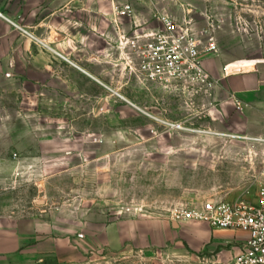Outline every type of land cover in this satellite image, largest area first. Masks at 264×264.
<instances>
[{
  "label": "rangeland",
  "instance_id": "obj_1",
  "mask_svg": "<svg viewBox=\"0 0 264 264\" xmlns=\"http://www.w3.org/2000/svg\"><path fill=\"white\" fill-rule=\"evenodd\" d=\"M128 1L137 24L150 23L152 6ZM160 6L177 18L190 10L195 30H210L219 73L210 75L218 81L211 98L154 86L136 90L131 78L141 112L90 86L84 89L97 96L67 104L21 96L12 102L4 87L0 222H18L24 233L29 222L44 223L36 228L44 238L36 239L35 264H207L208 254L178 239L168 210L208 198L255 201L264 146L243 139L264 138L258 132L264 119H254L255 105L231 90L245 74L226 72L241 69L264 82V0ZM110 31L117 40L111 21ZM143 229L148 239L159 230L160 244L135 242Z\"/></svg>",
  "mask_w": 264,
  "mask_h": 264
},
{
  "label": "crops",
  "instance_id": "obj_2",
  "mask_svg": "<svg viewBox=\"0 0 264 264\" xmlns=\"http://www.w3.org/2000/svg\"><path fill=\"white\" fill-rule=\"evenodd\" d=\"M17 28L27 30L33 38L23 36ZM114 39L107 4L95 0H0V98L4 87L9 86L12 102L18 103L21 96V100L23 97L33 101L67 104L75 100L77 103L80 101L77 97L96 93L84 89L90 86L111 92L141 111L134 102L135 91L129 87L134 77L126 71L122 52L114 48L117 45ZM203 65L211 76L219 77L215 72L216 59L206 55ZM221 66L219 63L218 67ZM248 73H242L245 77L231 90L243 102L255 105L254 119H264V82L256 80V83ZM147 86L154 85L145 86L137 81L134 84L136 90ZM229 88L223 87V90ZM258 132L264 133V130ZM170 225L171 229H178V239L192 250L208 254L207 262L233 260L247 239L240 231L213 230L202 223ZM23 226L18 222H0V264H35V247L40 245L36 239L44 238L43 233L38 234L44 231L36 228L44 229V223L36 226L35 221L29 222L25 233ZM161 227L167 230L165 224ZM145 233L143 229L134 235V241L160 244L158 235L156 239H148L151 236Z\"/></svg>",
  "mask_w": 264,
  "mask_h": 264
},
{
  "label": "built area",
  "instance_id": "obj_3",
  "mask_svg": "<svg viewBox=\"0 0 264 264\" xmlns=\"http://www.w3.org/2000/svg\"><path fill=\"white\" fill-rule=\"evenodd\" d=\"M110 7V21L117 35V50L122 52L128 74L142 85H154L192 96L211 98L217 80L205 70L203 57L215 53L210 30L197 32L191 11L175 15L161 9L166 0H135L152 6L150 23L136 22L132 2L95 0ZM25 37L32 35L17 28ZM231 72H226V74ZM264 146V138L243 139ZM256 174L255 201H226L208 198L199 203H179L168 210L169 223H202L213 230H235L247 235L238 255L229 262L207 264H264V153Z\"/></svg>",
  "mask_w": 264,
  "mask_h": 264
},
{
  "label": "water",
  "instance_id": "obj_4",
  "mask_svg": "<svg viewBox=\"0 0 264 264\" xmlns=\"http://www.w3.org/2000/svg\"><path fill=\"white\" fill-rule=\"evenodd\" d=\"M242 73H247V71H240V70H237V71H233V72H231V75L242 74Z\"/></svg>",
  "mask_w": 264,
  "mask_h": 264
},
{
  "label": "bare ground",
  "instance_id": "obj_5",
  "mask_svg": "<svg viewBox=\"0 0 264 264\" xmlns=\"http://www.w3.org/2000/svg\"><path fill=\"white\" fill-rule=\"evenodd\" d=\"M241 71V69H238ZM234 71H237V70H234ZM227 72H233V70H228ZM123 99V98H122ZM142 112V111H141ZM145 114V113H144ZM147 115V114H146ZM148 116V115H147ZM154 119V118H153ZM156 120V119H155ZM158 121V120H157Z\"/></svg>",
  "mask_w": 264,
  "mask_h": 264
}]
</instances>
